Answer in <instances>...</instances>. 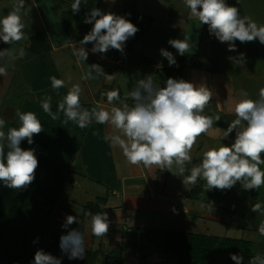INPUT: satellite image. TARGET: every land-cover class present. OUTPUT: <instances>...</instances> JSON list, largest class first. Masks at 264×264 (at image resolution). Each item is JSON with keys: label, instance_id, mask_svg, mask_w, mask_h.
<instances>
[{"label": "clouds", "instance_id": "1", "mask_svg": "<svg viewBox=\"0 0 264 264\" xmlns=\"http://www.w3.org/2000/svg\"><path fill=\"white\" fill-rule=\"evenodd\" d=\"M114 2V0H113ZM239 0H237V3ZM189 9V18H195L200 25H207L210 35L219 42L227 43L228 51H236V41L240 43L258 40L264 45V24L258 25L251 17L241 16L240 9L229 5L226 0H184ZM81 0H75L71 11L79 13ZM25 0H16L12 10L0 18V40L11 45L25 38V25L22 22ZM85 24H91L89 33L79 41V47L74 45L73 55L78 62L88 59L89 51L85 45L91 43L92 53L104 54L109 49L124 52L126 41L134 37L138 27L124 16L113 12H103L93 8L86 14ZM168 44L176 49L181 56L193 49L194 42L188 34L184 39H170ZM10 49L0 51V55L9 53ZM24 50H19V58L24 56ZM160 55L167 59L169 66L177 65L172 52L161 48ZM17 57L13 56V59ZM244 54L239 58L229 57L239 65ZM7 75V67L0 66V76ZM103 76L108 80L113 76L104 72L101 65H88L84 80ZM53 89L66 86L64 79L55 76L51 78ZM71 76L67 81L70 83ZM82 88L80 84H71L67 94L57 105V111H52V97L46 96L41 101V107L53 121L60 119L62 112L63 124L74 122L79 128L88 127L93 121L97 124H108L120 134L111 136L114 146H118L131 165L153 166L172 172L175 166L183 175L186 164L191 163V151L198 138L209 134L212 125L220 120L219 116L205 115L204 110L212 101L213 91L206 85H196L184 79L167 78L164 87L158 86L151 75L136 81L135 86L127 92L125 100L131 98L134 104L122 103L110 109L96 106L90 110L81 105ZM109 105L120 100L118 90L106 94ZM236 118L223 130L227 138L235 130V140L232 144H220L209 147L202 154V159L190 169V174L184 176V185H195L198 180L205 181L204 191L229 190L238 182L244 190H256L264 186V88H261L257 99L249 97L247 92H241L235 101ZM20 125L3 129L6 121L0 119V182L10 189L23 190L35 180V172L39 161L32 148L23 149L22 141L33 144L34 135L44 131L41 121L34 112H16ZM219 131V130H217ZM96 134L95 132L93 133ZM107 139V137H106ZM7 147V152H5ZM211 207V205H210ZM252 212L264 217V203H254ZM90 218L91 233L95 237H106L110 221L106 212L85 213ZM78 223L77 216L68 215L63 228ZM258 234L264 236V219L258 223ZM36 241H34L35 243ZM59 247L68 259H82L86 247L83 233L78 229H70L61 235ZM235 264H244V257L231 254ZM32 264H61V259L43 249L35 252ZM248 264H264V254H256Z\"/></svg>", "mask_w": 264, "mask_h": 264}, {"label": "crops", "instance_id": "2", "mask_svg": "<svg viewBox=\"0 0 264 264\" xmlns=\"http://www.w3.org/2000/svg\"><path fill=\"white\" fill-rule=\"evenodd\" d=\"M29 1L31 8H24L22 16V22L25 25V38L19 42H13L11 45L5 44L0 40V51L10 49L9 53L0 55V66L7 67V75L0 76V119H4L6 123L9 122L10 118L12 120L17 118L16 112H20L17 102H20L19 99L21 98H18V96L13 97L11 94L23 93L24 95L34 96L37 95V91L40 88L45 86L47 87V90L44 92L45 96L50 95L52 100L58 99L57 101H61L67 94L71 84L78 83L75 68L82 72L81 65L83 62H78L72 53L74 45L79 47V41L83 38L79 37L73 26H69L68 29L63 28L59 9L52 0ZM103 1L106 4V7L104 6L105 9L101 5ZM126 2H133L136 5L138 14L136 23L139 31L134 37L130 38L129 49L122 64H120V51L109 49L104 54L92 53L91 48L93 45L91 43L85 45V48L89 51V56L85 63L88 65L93 63L100 64L104 72L111 74L113 79L108 80L103 76H99L96 79H90V83L89 81L88 83L87 81L81 82L84 89L83 93H81L84 96V100L80 101L81 104H92L108 109L112 106L119 107L122 103L109 105L104 100L105 94L110 91H104V87L109 88L114 85L115 90H118L120 95L125 96L128 90L135 86L137 80L148 75H151L154 82L162 87L159 83L157 72L162 69L174 70L179 66L180 55L176 49L168 44V41L170 39L183 40L185 34L191 37V42H194L195 46L191 51L185 53V55L193 56L194 58L192 62L183 64L182 77L186 81L193 82L196 85L204 84L211 89L214 93L211 103L223 111L226 117L232 120L236 118L234 105L242 91L247 92L252 99L258 98L259 90L264 88V45L260 44L258 40L247 43L236 41L237 50L234 52L228 51L227 43H221L213 35H210L207 25H200L199 21L195 18H189V9L186 8L184 0H174L173 4H169V0H114V2L113 0H97L94 8H99L103 12H113L121 15V5ZM226 2L229 5L238 7L241 16L251 17L258 25L264 24V0H257V3H255L256 7L254 8H247L245 6L246 2H243V0H239L238 3L237 0H226ZM251 4H253L252 0H250ZM0 6H3L0 8V18H3L4 15L12 10V7L7 6L6 3L4 5L0 4ZM60 28H62V31H60ZM53 30L57 31L56 35L52 33ZM38 34H42L45 37L49 50L42 56L34 57L26 51V46L29 40ZM21 48L25 54L22 58H19V50ZM161 48L173 53L178 66H169L167 59L160 55ZM241 53L244 54V58L239 65L235 64L234 60L229 59V57L239 58ZM13 56L17 58L13 59ZM252 60H259L262 64L256 66V69H258L256 75H259L258 83L255 82V85L250 90H247L244 85L240 84L241 81L235 82L234 79L241 74L244 75L245 70L249 69V62H253ZM250 67H254V65L250 64ZM116 70H119L120 74H115ZM52 76L64 79L66 86L58 90L53 89L50 79ZM68 76L72 77L70 83L67 81ZM117 78L118 81L116 82ZM223 130L226 129H223L221 124L219 127L212 126V131L207 135L210 139H223L233 143L235 134L231 133L227 138H222ZM119 134L110 125L103 124L105 147L101 149L105 154L102 158V165L108 164L109 161L112 162L113 156L120 157L119 161H115L118 166V168L115 166L117 177L121 183L123 182L126 193L130 191L127 193L128 200H124L123 207L129 211L131 209L136 211L146 210L145 205H149L151 202L148 203L145 197L136 194V192L148 190V183L146 181H149V179L147 178V173L143 166L141 168V165H131L128 163L122 150L112 144L111 136ZM121 160H124V169H126H123V171L127 175L132 176L130 179L119 175ZM77 171L72 169L73 173L71 175L76 174ZM78 172L82 173L80 170ZM82 177L88 179L85 176ZM70 179L72 180L70 185H75L74 180ZM129 181L132 182L128 184L127 182ZM135 181L137 182L133 183ZM162 191L161 188H156L157 193L162 194ZM111 195L117 197L114 190H112ZM210 202L211 200L208 199V204ZM104 205H99L101 212ZM153 205L155 206L153 208L155 210H164L167 206L166 203H156ZM121 210L122 208H116L108 212L107 215L110 221L109 231L106 237H95L93 243L104 239V241L108 240L112 246L118 247L117 251L123 250L122 264H141L137 253L134 252L132 255H128L131 253L126 249L129 242L125 231L128 227H126V223L121 220L119 221L117 216ZM184 213L188 214L189 211L185 210ZM52 215L53 212L51 220ZM69 227L71 229H81L83 223L78 220V223H73ZM145 239L148 240L149 238ZM150 242L153 243L152 240ZM99 248L102 249L98 245L97 249ZM146 257L145 260L141 259L143 264L163 263L159 260V257L156 259L154 257L150 259L148 255Z\"/></svg>", "mask_w": 264, "mask_h": 264}, {"label": "rangeland", "instance_id": "3", "mask_svg": "<svg viewBox=\"0 0 264 264\" xmlns=\"http://www.w3.org/2000/svg\"><path fill=\"white\" fill-rule=\"evenodd\" d=\"M52 1L59 9L60 19H62L63 15L66 13L74 15V20L69 26L74 27V30L80 38L91 31L92 25L87 27V25L83 24L84 16H82V13L88 14L89 10L94 8L95 3L91 8H88L87 5L89 4V0H81V9L79 13L74 14L71 11V5L75 2V0ZM15 2L16 0H1L0 4L4 5L6 3L7 6L13 7V4ZM243 2H246L245 6L247 8H254L256 7L255 3H257V0H252L253 4L251 5L250 0H243ZM173 3L174 0H169V4ZM104 4V1L101 2V5L103 6L102 8L105 9L106 4ZM2 7L3 6H0V8ZM25 8H31V3L29 0H25ZM60 31H62V28H60ZM52 33L56 35L57 31L53 30ZM130 42L131 40L129 38V45ZM252 61L253 62H249V69L247 71L245 70L244 75L241 74L234 79L235 82L241 81L240 84L244 85L247 90H250V88L255 85V82L259 81V75H256V72L258 71V69H256V66L262 64V62L260 63L259 60ZM250 64L254 65V67H250ZM81 70L83 72V75L82 72L76 68L75 74L78 84H80L83 91L84 89L81 82H91L90 79H82V77L88 71V64L83 62V64L81 65ZM118 71L119 70H116L114 73L117 75L120 74V72ZM117 81L118 78L116 79V82ZM115 89L116 88L114 85L113 87L109 88L104 87V91L106 92L108 90L112 91ZM131 89L132 88H130L128 91H130ZM11 95H13V97L18 96V98L22 99H19L20 102H17V107H19L18 110L20 112L25 102H36L35 99L40 98L37 95H24L23 93ZM125 96L120 95V98H122L120 103H128L130 101L134 102L133 100H131V98L125 100ZM83 100L84 96H82L81 94L80 101ZM203 114L210 116H219L220 122H218L221 124V126H223V129H227L228 124L234 120L226 117L223 111H221L215 104H212L211 102L205 108ZM17 121L18 116L17 118H14V120L10 118L9 122L7 123V128L9 129L15 127ZM214 124L212 125L213 127H215ZM232 133L235 134V130ZM79 142V134L73 131H69L65 147L60 157L62 163H64L65 165L67 164L69 169H71V172L72 169H76V166L78 164L79 159L77 157V147L79 145ZM222 143L226 145L232 144L223 139H210L207 134L200 136L196 145L191 151V156L193 157L192 162L186 164V171L183 175L179 173L178 169L175 166H173L171 170L172 172H170L168 170H162L156 166L145 168L143 165H141V168H145L148 176L147 178L149 179V181H146L145 179L146 183H148V190L145 192H136V194H140L141 196L145 197L148 200V203L151 202L149 205H145L146 210L143 209L142 211H136L133 209L129 211L126 210L125 207H123L124 200H128L127 193H129L130 191L126 193L123 182L121 183L117 177L116 167L118 168V166L115 161H119L120 157L118 158L116 156H113V161H109V165H105V174L103 179L105 183L104 185H98L91 182L90 180L82 177L80 175L81 173L77 171L76 174L69 176V179L72 178L74 180L75 185H70L67 183L64 186L61 196L54 208L50 232L58 236L59 238L61 237V235L67 234V232L71 228L68 227V229H65L62 227V225L65 223L66 217L68 215L77 216L79 222L83 223V227L78 230H80L84 235L86 251H94L95 249H97L98 245L101 246L102 255H99V257H97L98 259L94 264H103V255L112 250H116L118 247L114 245L112 246V244H110L108 240L104 241L105 239L102 241H95L93 243V239L91 237L90 218L83 214L82 210L85 205L89 203H95L97 198H106L107 201L103 207L102 212H106L108 214V212H111L116 208H122L121 212L118 213L117 216L119 221L121 220L122 222L126 223V227H128L126 228L125 234L128 237L127 239L129 244L127 248H124H126L128 252H131L128 255H132V253L134 252L137 253V255L140 257L139 261L141 264H143L141 259L145 260L147 258V255L150 259L152 257H154V259L159 257V260L163 262L161 264H176V256L166 254L163 251L161 243L158 240L151 243L150 238L147 240L142 237L143 235H141L140 233L141 229H152L155 231L163 232L176 231L237 240L242 239L253 243V249L256 254H264V236H260L257 232L258 223L261 219H264V217L250 210L252 204L257 202L264 203V186L256 190H244L238 182L229 190L222 191L213 189L211 191L205 192V181H203L202 179L198 180L195 185H184L182 183V179L184 178V176L190 174V169L195 164H198L201 161L203 152L206 151L209 147L219 146ZM6 150L7 149L5 148V152H7ZM123 162L124 160L120 161L119 175L124 178L130 179L132 176L127 175V173L123 171ZM260 167L261 170H264V165H261ZM110 175H112V177H110ZM131 182L129 181L127 183L129 184ZM136 182L137 181L133 183ZM156 188H161L163 190V193H157ZM112 190L116 192L117 197L111 195ZM190 193H192V197L188 196ZM208 199L211 200L210 204H208ZM156 203H166L167 206L164 208V210H155L153 209L155 207L153 204ZM185 210L189 211V213L185 214ZM40 249H43L46 253H50L51 255L60 258L61 264L79 263V259H68V256L61 251L59 246H55V243L50 237L42 241Z\"/></svg>", "mask_w": 264, "mask_h": 264}, {"label": "trees", "instance_id": "4", "mask_svg": "<svg viewBox=\"0 0 264 264\" xmlns=\"http://www.w3.org/2000/svg\"><path fill=\"white\" fill-rule=\"evenodd\" d=\"M88 2L87 7L91 8L96 0H89ZM82 14L85 18L86 14ZM121 15L137 26L138 14L135 3H123ZM61 20L63 28L68 29L74 20V15L66 13ZM83 24L87 27L91 25L84 22ZM48 50L47 41L42 34L32 37L26 46V51L34 57L42 56ZM193 58V56L180 55L179 66L176 69L158 71L160 85L164 87L169 77L183 79V64L192 62ZM45 90H47L45 86L40 88L37 91V96L40 98H36V102H25L21 109V112H34L44 128L40 134L34 135L33 144L29 145L26 140L21 143L23 149L32 148L35 150V155L39 161L35 180L23 190L7 188L0 182V264H32L35 252L41 248L42 241L49 237L55 246H59L60 238L50 232L51 214L64 186L67 183H72V180L69 179L72 174L71 169L67 164L62 163L60 157L69 131L80 136L77 147L79 161L75 170H80L82 176L87 177L95 184H105L103 181L105 165H102V158L105 154L102 150L105 147L103 124H97L93 121L84 129L79 128L76 123L71 121L65 125L62 123L65 119L62 112L60 119L53 121L41 107V101L46 97L44 95ZM121 99L114 101L112 105L118 104ZM57 100H51L53 112L57 111V105L60 102ZM104 100L108 102L106 95ZM128 104L131 106L134 102L130 101ZM81 105L89 110L96 107L92 104ZM19 125L18 119L16 126H14L18 128ZM214 125L219 127L220 123L216 122ZM7 127L8 124L5 123L3 129L5 132L8 131ZM5 148L7 149V147ZM188 196L192 197V193ZM105 202L106 198H97L95 203L85 205L82 212L83 214L101 212L99 205H104ZM140 233L145 238H150L152 242L158 240L166 254L176 256V264H235L230 258L231 254L242 255L244 264H248L250 258L256 255L253 243L242 239L218 238L176 231L163 232L152 229H141ZM91 237L92 239L95 238L92 233ZM34 241L36 242L34 243ZM101 251L100 248L96 251H85L84 257L79 259L78 264L96 263L97 257L102 255ZM122 252V249L113 250L103 255V264H122Z\"/></svg>", "mask_w": 264, "mask_h": 264}, {"label": "built area", "instance_id": "5", "mask_svg": "<svg viewBox=\"0 0 264 264\" xmlns=\"http://www.w3.org/2000/svg\"><path fill=\"white\" fill-rule=\"evenodd\" d=\"M128 49H129V39L126 41V43H125V45H124V52H123V54L120 52V54H121L120 64L123 63V61H124V59H125V56H126V54H127Z\"/></svg>", "mask_w": 264, "mask_h": 264}]
</instances>
